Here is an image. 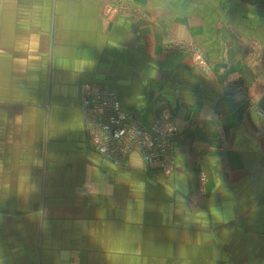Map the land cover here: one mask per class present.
I'll return each mask as SVG.
<instances>
[{
  "label": "crops",
  "instance_id": "crops-1",
  "mask_svg": "<svg viewBox=\"0 0 264 264\" xmlns=\"http://www.w3.org/2000/svg\"><path fill=\"white\" fill-rule=\"evenodd\" d=\"M123 1L0 0V264H264V2ZM88 83L169 109L174 169L100 154Z\"/></svg>",
  "mask_w": 264,
  "mask_h": 264
},
{
  "label": "built area",
  "instance_id": "built-area-1",
  "mask_svg": "<svg viewBox=\"0 0 264 264\" xmlns=\"http://www.w3.org/2000/svg\"><path fill=\"white\" fill-rule=\"evenodd\" d=\"M119 4L112 5L109 10L113 12ZM82 98L88 105L99 108L95 112L102 119V135L108 137V142H100L96 138L101 134L95 132L98 136H94V131H91V139L96 140L93 142L98 152L104 154L105 147L116 151L121 149L125 156L129 151L137 149L147 162L159 161L162 167L169 170L174 165L173 142L178 127L169 109H165L164 114L154 123L146 124L133 113L121 109L118 92L114 88L88 83L83 87ZM126 137L132 138L125 140ZM117 141L122 144L119 145ZM112 156L119 158L114 154ZM201 180H206L205 174L201 175Z\"/></svg>",
  "mask_w": 264,
  "mask_h": 264
},
{
  "label": "rangeland",
  "instance_id": "rangeland-1",
  "mask_svg": "<svg viewBox=\"0 0 264 264\" xmlns=\"http://www.w3.org/2000/svg\"><path fill=\"white\" fill-rule=\"evenodd\" d=\"M249 1L254 2V3L264 2V0H249ZM121 12H125V13L131 12L129 4H127L125 2L120 3L116 7V9L113 11V16H115L116 13H121ZM166 44H165V48L167 49V51H187V50H190V51H192L194 53L193 54V58H194V61L196 63H200L201 65L206 64V59H205L206 56L205 55H204L205 57L203 56V52L201 51V52L197 53V50L193 51L194 49H191V48H194V47H192L190 44H188L185 40L173 41L172 43H166ZM82 106H83L84 113L86 115V124L89 127V129H91L92 132L94 131V136H98V135H95V132H98V133L101 134L96 139L98 141H100V142H102V141L103 142H108V137L102 135V132H103V128H102V125H101L102 119L99 117L100 115H96V112H95L99 108H96L95 106L88 105L86 103V101L83 102ZM261 111H262V109H261ZM102 112H104V111H102ZM177 132H178V129H177ZM177 132H176V134H177ZM175 137H174V139H175ZM130 138H132V137H126L125 140H128ZM93 140L96 141L95 139H93ZM117 142L119 143V145L122 144L119 141H117ZM112 152H114V153H112ZM100 154H102L105 157H111L113 159H120V157H122L125 154V152L123 150H121V149L119 151H116L115 149H109V148L105 147L104 154L103 153H100ZM113 154L116 157H119V158H114L112 156ZM147 163H150V162H147ZM153 164H156L158 166L160 165L162 167V165H161V163L159 161L158 162H153ZM172 169H174V165L170 168V170H172Z\"/></svg>",
  "mask_w": 264,
  "mask_h": 264
}]
</instances>
